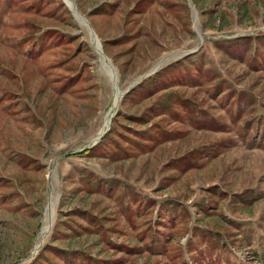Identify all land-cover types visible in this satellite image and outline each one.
I'll return each instance as SVG.
<instances>
[{"label": "rangeland", "instance_id": "obj_1", "mask_svg": "<svg viewBox=\"0 0 264 264\" xmlns=\"http://www.w3.org/2000/svg\"><path fill=\"white\" fill-rule=\"evenodd\" d=\"M69 1L0 0V264H264V0Z\"/></svg>", "mask_w": 264, "mask_h": 264}, {"label": "bare ground", "instance_id": "obj_2", "mask_svg": "<svg viewBox=\"0 0 264 264\" xmlns=\"http://www.w3.org/2000/svg\"><path fill=\"white\" fill-rule=\"evenodd\" d=\"M63 1H64V0H63ZM65 1H66L68 4H71L69 0H65ZM114 102H115V104H117L118 100H116V98H115V101H114ZM108 123H109V122H108Z\"/></svg>", "mask_w": 264, "mask_h": 264}]
</instances>
